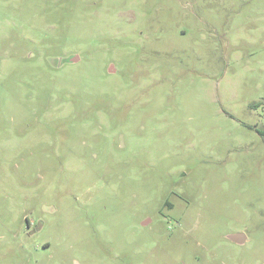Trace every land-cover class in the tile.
<instances>
[{
	"label": "rangeland",
	"instance_id": "obj_1",
	"mask_svg": "<svg viewBox=\"0 0 264 264\" xmlns=\"http://www.w3.org/2000/svg\"><path fill=\"white\" fill-rule=\"evenodd\" d=\"M0 264H264V0H0Z\"/></svg>",
	"mask_w": 264,
	"mask_h": 264
},
{
	"label": "water",
	"instance_id": "obj_2",
	"mask_svg": "<svg viewBox=\"0 0 264 264\" xmlns=\"http://www.w3.org/2000/svg\"><path fill=\"white\" fill-rule=\"evenodd\" d=\"M79 60L78 57L75 58H70L68 61H70L71 63H76ZM229 239L237 244H244L247 241V237L244 233H238V234H234L229 236Z\"/></svg>",
	"mask_w": 264,
	"mask_h": 264
}]
</instances>
